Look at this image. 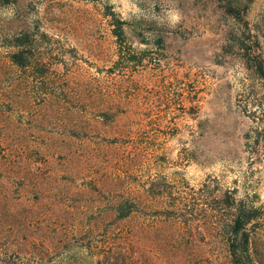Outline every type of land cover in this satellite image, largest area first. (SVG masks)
Segmentation results:
<instances>
[{
  "label": "rangeland",
  "instance_id": "obj_1",
  "mask_svg": "<svg viewBox=\"0 0 264 264\" xmlns=\"http://www.w3.org/2000/svg\"><path fill=\"white\" fill-rule=\"evenodd\" d=\"M229 1L264 59V0ZM224 4L0 0L1 264H98L131 232L136 264L144 251L152 264L225 263L219 200L264 208V81ZM20 37L27 68L12 60Z\"/></svg>",
  "mask_w": 264,
  "mask_h": 264
},
{
  "label": "trees",
  "instance_id": "obj_2",
  "mask_svg": "<svg viewBox=\"0 0 264 264\" xmlns=\"http://www.w3.org/2000/svg\"><path fill=\"white\" fill-rule=\"evenodd\" d=\"M221 1V0H220ZM225 13L232 16L237 23H241L243 31L237 38V47L240 51L241 58L245 62L247 69L252 72L259 80L264 81V59L261 55L260 43L258 36L253 33L250 24L242 18L238 12V7L229 0H222ZM30 45L28 38H18L15 44L17 52L12 55L13 62L20 68L29 66V58L27 57V46ZM263 100V99H262ZM256 100L257 107H264V100ZM259 145V142H258ZM220 205L214 208L217 216H215L214 228L215 232H223V241L225 251L227 253L225 263H221L219 256L212 254L206 256L201 254L195 259L191 255L186 254L185 264H193V259L197 264H264V208L251 206L242 200H236L233 193L228 192L226 196L219 200ZM133 204L128 200L122 202L117 207V218L125 220L134 212ZM199 211V210H198ZM202 214L204 222L212 220L207 210L199 211ZM178 224L176 221L169 220L167 226L171 233L168 243L170 247H174L173 231ZM186 229L192 228L191 223L185 222ZM143 234H153L156 240L160 237L159 232L148 231L143 228ZM145 238V237H144ZM135 234L131 232L128 237L122 239H114L104 251L103 257L98 260V264H136L135 260ZM159 242H156L155 245ZM197 243L203 247L208 245L206 237L197 240ZM190 241L186 243V249L189 248ZM189 251V249H188ZM144 251L141 253L143 264H152L149 256ZM2 260H0V264ZM173 263V262H172Z\"/></svg>",
  "mask_w": 264,
  "mask_h": 264
}]
</instances>
